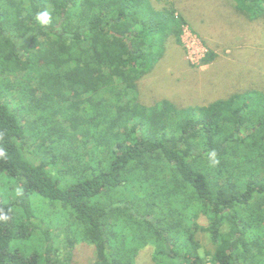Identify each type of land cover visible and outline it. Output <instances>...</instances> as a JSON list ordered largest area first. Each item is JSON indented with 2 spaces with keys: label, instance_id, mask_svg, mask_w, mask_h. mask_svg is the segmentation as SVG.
Masks as SVG:
<instances>
[{
  "label": "trees",
  "instance_id": "16d2710c",
  "mask_svg": "<svg viewBox=\"0 0 264 264\" xmlns=\"http://www.w3.org/2000/svg\"><path fill=\"white\" fill-rule=\"evenodd\" d=\"M232 1L264 22V0ZM184 24L150 0H0V264L81 245L88 264H264V93L138 101Z\"/></svg>",
  "mask_w": 264,
  "mask_h": 264
},
{
  "label": "rangeland",
  "instance_id": "374dc122",
  "mask_svg": "<svg viewBox=\"0 0 264 264\" xmlns=\"http://www.w3.org/2000/svg\"><path fill=\"white\" fill-rule=\"evenodd\" d=\"M155 9L173 10L185 20L178 44L169 46L143 90L141 104L168 101L180 108L207 106L233 94L264 93V22L253 23L238 13L232 0H150ZM213 61L204 65L205 57ZM199 224L204 226L205 219ZM64 231V227L58 228ZM208 248L204 237L199 238ZM83 246V245H81ZM78 246L77 264H88L92 250ZM150 249L138 264H153Z\"/></svg>",
  "mask_w": 264,
  "mask_h": 264
},
{
  "label": "clouds",
  "instance_id": "9594fccd",
  "mask_svg": "<svg viewBox=\"0 0 264 264\" xmlns=\"http://www.w3.org/2000/svg\"><path fill=\"white\" fill-rule=\"evenodd\" d=\"M35 20L41 26H48L53 22V16L49 10L45 9L43 11H39L35 15ZM5 155H6L5 152L3 150H0V157H3ZM208 158H209L212 165L219 163L215 152H210L208 154ZM7 219H8L7 214L4 213L3 210H0V220L6 221Z\"/></svg>",
  "mask_w": 264,
  "mask_h": 264
}]
</instances>
